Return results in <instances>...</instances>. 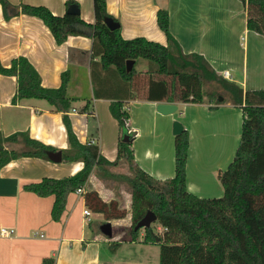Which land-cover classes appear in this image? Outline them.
I'll return each instance as SVG.
<instances>
[{
    "label": "crops",
    "instance_id": "0c3cea01",
    "mask_svg": "<svg viewBox=\"0 0 264 264\" xmlns=\"http://www.w3.org/2000/svg\"><path fill=\"white\" fill-rule=\"evenodd\" d=\"M8 1L11 5L6 11L0 2L1 64L10 67L14 58L25 56L40 73L42 85L48 88L60 87L62 74L68 72L65 94L73 101L67 113L81 143L99 146L104 157L114 161L119 156L120 141L132 130L129 143L136 163L155 178L166 180L175 175L173 122L179 120L190 134L189 191L201 197L223 195L216 178L227 169L239 146L244 118L241 107L230 101L218 105L175 102L176 112L162 114L157 111L160 101L132 97L133 90H127L130 85L117 76L114 67L109 71L102 68L98 63L100 56L93 54V38L70 35L58 44L41 18L22 12L23 4L44 5L55 15H64L68 0ZM75 1L81 17L95 22L93 0ZM161 8L169 11L171 32L185 53L204 55L219 73L228 70L230 77L226 79L244 90L264 88V35L247 27L243 0H107V10L120 21L124 38L143 36L167 45V36L158 24ZM243 37L245 41L241 40ZM139 60L134 66L145 72V63L136 67ZM17 88L15 75L0 72V131L6 136L28 132L31 138L55 151L61 150L63 155V150L71 147L63 112L54 110L44 99L13 103ZM114 99H122L123 109L128 112L127 128L121 127L110 111ZM210 137L213 141L222 140L219 147H213ZM217 153L224 156V161L217 163L208 175L202 160H206V154L208 158ZM83 166V161L55 162L25 156L11 160L1 169L0 264H43L49 257H54L56 264H102L104 243L113 238L120 241L121 235L114 233V229L121 224L126 226L131 216L109 220L113 235L110 239L104 237L101 227L98 229L94 222L105 215L91 208L86 193L96 191L105 202L115 200L121 208L130 210L131 187L118 177L132 175L123 157L117 165L96 167L83 186L84 192L69 190L58 210L54 194L41 196L25 188L44 177L72 176ZM85 209L90 210L89 215L84 213ZM3 228L13 231L10 237L2 236Z\"/></svg>",
    "mask_w": 264,
    "mask_h": 264
},
{
    "label": "trees",
    "instance_id": "16d2710c",
    "mask_svg": "<svg viewBox=\"0 0 264 264\" xmlns=\"http://www.w3.org/2000/svg\"><path fill=\"white\" fill-rule=\"evenodd\" d=\"M6 11L11 5L0 0ZM95 22L85 21L81 15H55L44 5H22V12L41 18L49 27L58 44L70 35H88L93 38V54L106 71H114L127 85L132 97L137 95L150 101L192 102L220 104L226 101L241 107L244 118L241 138L236 154L226 170L219 172L223 186L220 197H201L189 191L187 162L190 147L188 129L175 135V175L157 179L135 161L129 142L120 141L119 156L107 160L99 146L79 141L68 111L72 99L65 94L68 72L62 74L63 83L57 88L42 85L41 75L25 56L12 60L10 67L0 62V72L15 75L18 88L13 103L22 99L47 100L56 111L63 112L71 147L63 150V161H83L84 166L72 176L44 177L25 185L27 190L41 196L54 194L57 207L69 190L85 186L96 167L117 165L121 157L129 164L132 175H120L128 182L132 192V225L130 241L138 240L140 230L136 224L152 210L157 223L145 228L144 242L159 244V264H264V88L246 89L223 77L208 59L196 52L185 53L171 32L170 14L165 8L158 10V24L165 32L168 44L143 36L126 39L121 27L111 29L105 23L107 0H93ZM247 7V27L264 35V0H243ZM77 3L68 0L67 5ZM9 14L7 13V17ZM119 21L117 18L113 17ZM120 22V21H119ZM148 60L145 72L135 66L127 71V60ZM95 88V96H98ZM223 96L221 101L219 96ZM216 108L215 105L210 106ZM112 115L124 128L122 99L110 105ZM8 144L18 145L9 147ZM56 149L31 138L28 132L9 136L0 131V171L11 160L35 156L51 160L49 151ZM87 203L95 211L104 213L106 220L123 218L129 212L117 201L105 202L96 191L86 193ZM128 239H123L127 241ZM119 244V243H118ZM43 264H56L54 257L45 258Z\"/></svg>",
    "mask_w": 264,
    "mask_h": 264
},
{
    "label": "rangeland",
    "instance_id": "374dc122",
    "mask_svg": "<svg viewBox=\"0 0 264 264\" xmlns=\"http://www.w3.org/2000/svg\"><path fill=\"white\" fill-rule=\"evenodd\" d=\"M241 40L245 41V38L243 37ZM143 63H145L146 64L145 67L148 68V60H143V59H140L137 62L136 67L141 66ZM240 120H242V118L240 119L238 118V121ZM210 139L213 141L211 137ZM221 142H222L221 139H215L212 142L213 147L215 146L216 148L219 147L218 145ZM218 153L217 155L215 154V156L212 155L208 158L206 154L205 156L206 160L205 161L204 159L202 160L203 161L202 166H204L203 168L207 169L208 175L212 173L211 171L217 163L224 161V158H223L224 156L218 155ZM213 174H214V171H213ZM216 182L219 183L220 187L223 189L220 179L217 180L216 178ZM127 187L129 188V185H127ZM119 207H121V205H119ZM126 210L129 212L128 214H130L131 216L132 204H131L130 210L128 209ZM105 222H107V220H106V217L104 216L102 220H97V221L95 220L94 225L99 229V227H101V225ZM156 223L157 221H155L152 225H154L157 230L161 229L159 228L160 226ZM131 225H132V216H131V219L128 220V223L126 224V226H124L123 224L116 226V229H114V233H116L117 231L121 235L120 236L121 240L119 241V240H116L117 238H113V240L110 241V243L108 242L104 243L105 248H104V257H103L102 264H109V263L110 264H159L161 246L159 244H151V243L144 242L145 228H141L140 236L138 240H136V242L129 241L130 236H131L130 235ZM103 235L104 237H107L110 239L109 236L105 234ZM125 238H127L128 240L123 242V239Z\"/></svg>",
    "mask_w": 264,
    "mask_h": 264
},
{
    "label": "water",
    "instance_id": "95a60500",
    "mask_svg": "<svg viewBox=\"0 0 264 264\" xmlns=\"http://www.w3.org/2000/svg\"><path fill=\"white\" fill-rule=\"evenodd\" d=\"M68 14H76L80 15L81 14V9L79 7V4L77 3H72L69 5L67 9ZM105 23L108 25L109 28L111 29H116L121 27V23L117 20H115L111 16H107L104 19ZM135 65V60L134 59H129L127 60V71L132 70V68ZM221 101L223 100V97L220 96L219 98ZM178 109V105L175 102H165V101H160L157 103V111L168 115L176 112ZM185 129L183 123L179 120H175L173 122V133L174 135H178L183 132ZM124 142H131L130 134L125 133L124 137L122 138ZM48 155L51 157L52 160L55 162H60L63 160V155L61 150L57 151H49ZM155 221H157V215L152 211L149 210L146 215L136 224L135 229H141V228H147L150 227ZM101 231L109 236L112 237L113 235V227L112 223L110 221H107L101 225Z\"/></svg>",
    "mask_w": 264,
    "mask_h": 264
},
{
    "label": "built area",
    "instance_id": "2783aa9c",
    "mask_svg": "<svg viewBox=\"0 0 264 264\" xmlns=\"http://www.w3.org/2000/svg\"><path fill=\"white\" fill-rule=\"evenodd\" d=\"M220 74H221L223 77H225V78H229V77H230V73H229L228 70H226V71H222V73H220ZM123 120H124V128H125V127L127 128L128 125H129V118H128V117H124ZM128 132H129V133H132V130H128ZM77 192H78V193H83V192H84L83 187L78 188V189H77ZM84 213H85L86 215H89V214H90V210H89V209H85ZM12 232H13V231L10 230V229L3 228L2 231H1V234H2L3 237H10L11 234H12Z\"/></svg>",
    "mask_w": 264,
    "mask_h": 264
}]
</instances>
